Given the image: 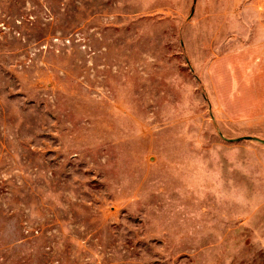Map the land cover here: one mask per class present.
<instances>
[{
    "label": "rangeland",
    "instance_id": "1",
    "mask_svg": "<svg viewBox=\"0 0 264 264\" xmlns=\"http://www.w3.org/2000/svg\"><path fill=\"white\" fill-rule=\"evenodd\" d=\"M243 136L264 0H0V264H264Z\"/></svg>",
    "mask_w": 264,
    "mask_h": 264
},
{
    "label": "water",
    "instance_id": "2",
    "mask_svg": "<svg viewBox=\"0 0 264 264\" xmlns=\"http://www.w3.org/2000/svg\"><path fill=\"white\" fill-rule=\"evenodd\" d=\"M223 137V136H222ZM224 138V137H223ZM226 139V138H225ZM227 140H231V141H236V140H249V141H256L259 143L264 144V140L258 138V137H254V136H243L240 138H236V139H227Z\"/></svg>",
    "mask_w": 264,
    "mask_h": 264
}]
</instances>
